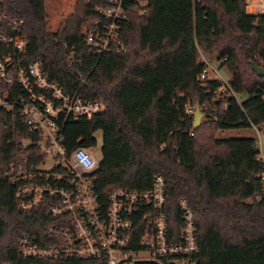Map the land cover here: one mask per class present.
Masks as SVG:
<instances>
[{
  "label": "trees",
  "instance_id": "16d2710c",
  "mask_svg": "<svg viewBox=\"0 0 264 264\" xmlns=\"http://www.w3.org/2000/svg\"><path fill=\"white\" fill-rule=\"evenodd\" d=\"M130 1L121 31L123 52L99 56L84 43V25L100 17L107 0H3L4 12L25 22L31 43L28 64L42 59L50 81L70 96L99 100L108 110L63 124L68 152L95 151L102 132L99 168L93 173L101 203L117 188L149 191L166 180L165 209L170 239L178 236L180 200L196 214L198 252L193 264H264V189L258 139H218L217 131L264 126V78L251 63L264 62V16L247 15L246 0ZM67 45V47H65ZM75 54L77 58L75 59ZM203 55L217 54L229 85L248 99L219 93L221 83L203 85ZM11 98L20 95L10 90ZM217 109L194 129L187 105ZM226 107V108H225ZM38 133L30 132L19 109L0 110V264H107L104 260L24 259V234L44 239L52 224L46 205L18 211V186L6 177L12 164L40 157ZM249 201H252L249 203ZM140 235L134 249H139ZM135 264H154L137 262Z\"/></svg>",
  "mask_w": 264,
  "mask_h": 264
},
{
  "label": "built area",
  "instance_id": "2783aa9c",
  "mask_svg": "<svg viewBox=\"0 0 264 264\" xmlns=\"http://www.w3.org/2000/svg\"><path fill=\"white\" fill-rule=\"evenodd\" d=\"M130 1L133 0H107L108 7L98 9L100 17L82 27L84 43L95 54L125 50L120 35L128 20ZM245 11L247 15L264 16V0H246ZM25 29L23 20L4 12L0 0V110L19 109L30 132L41 137L37 145L44 160L36 164L23 159L10 166L6 177L18 186L20 213L32 214L46 205L52 220L45 228L44 239L30 233L20 238V256L59 261L104 260L107 264H193L190 258L199 248L196 214L187 199L180 200V229L178 236L170 239L165 209L169 195L164 177H155L149 191L117 188L110 192L106 205L100 202L92 175L100 166L101 155L94 157L85 148L68 152L62 131L67 120L94 117L108 108L99 100L66 94L60 84L50 81L42 59L24 63L31 43ZM201 61L205 68L199 81L203 85L219 81V93L237 100V93L222 78L220 70L213 68L203 54ZM13 89L21 94L11 98ZM198 108L203 116L211 112L210 117L216 121L217 109L206 105L189 104L185 113L192 118ZM258 145L264 165L261 137ZM49 156L58 165L50 171L42 170ZM261 181L264 189V174ZM136 235H140L139 249L133 248Z\"/></svg>",
  "mask_w": 264,
  "mask_h": 264
},
{
  "label": "rangeland",
  "instance_id": "374dc122",
  "mask_svg": "<svg viewBox=\"0 0 264 264\" xmlns=\"http://www.w3.org/2000/svg\"><path fill=\"white\" fill-rule=\"evenodd\" d=\"M141 3L142 7L147 6V1L146 0H135ZM206 56V55H205ZM207 58L209 59L210 63L212 64V67L215 69H219L222 78L225 81H230L231 79V74L229 73V71L227 70V68H220L221 62L218 59L217 54H214L213 56H207ZM258 66L263 67V62H261V64ZM237 101L239 103L245 101L248 99V95L246 93H243L241 95H237ZM195 119V115L192 116V120L194 121ZM201 124L199 125H206V119L205 117H201L200 118ZM195 123V121H194ZM194 127V126H193ZM197 127V128H199ZM194 129H196L194 127ZM256 138L259 139V137H261L262 143H263V147H262V152H264V127L263 128H251V129H234V130H228V131H217L216 135H215V139H242V138ZM95 138L97 141V146L95 148V151H91V155L94 157H100L101 155V150H102V146H103V141H102V132L98 131L95 133ZM58 163L57 161L54 159L53 156H49L46 158V164L44 165V167H42V170H47L50 171L51 169H53L55 166H57ZM252 201H249V203H251Z\"/></svg>",
  "mask_w": 264,
  "mask_h": 264
},
{
  "label": "water",
  "instance_id": "95a60500",
  "mask_svg": "<svg viewBox=\"0 0 264 264\" xmlns=\"http://www.w3.org/2000/svg\"><path fill=\"white\" fill-rule=\"evenodd\" d=\"M77 57V55L75 54V58ZM251 68L253 69V71L261 78H264V68L258 66L255 63H251ZM203 116V114L201 113V111L199 110V108L197 109L196 115H195V123H194V127L197 128L199 127V125L201 124L200 118Z\"/></svg>",
  "mask_w": 264,
  "mask_h": 264
}]
</instances>
